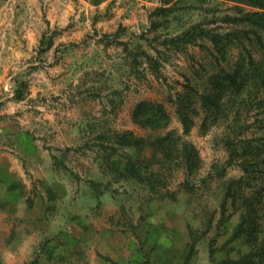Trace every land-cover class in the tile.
<instances>
[{
  "label": "rangeland",
  "instance_id": "374dc122",
  "mask_svg": "<svg viewBox=\"0 0 264 264\" xmlns=\"http://www.w3.org/2000/svg\"><path fill=\"white\" fill-rule=\"evenodd\" d=\"M240 8L252 10L227 0H0V197L16 207L0 230L31 243L25 264H233L247 255L242 264H264V164L247 180L239 150L264 138V86L226 94L216 118L201 106L211 78L251 68L248 50L263 67L264 54L250 32L246 51L235 41L224 55L203 38L166 44L192 28L246 34L233 21ZM184 96L196 109L187 135L176 113ZM156 110L162 127L140 122ZM169 135L197 152L191 173L178 148L170 157L159 148ZM246 200L256 212L244 218ZM31 222H46L48 236L36 242Z\"/></svg>",
  "mask_w": 264,
  "mask_h": 264
},
{
  "label": "trees",
  "instance_id": "16d2710c",
  "mask_svg": "<svg viewBox=\"0 0 264 264\" xmlns=\"http://www.w3.org/2000/svg\"><path fill=\"white\" fill-rule=\"evenodd\" d=\"M93 4H99L104 0H90ZM232 1L238 5H243L250 7L251 11H243L242 8L239 9L240 17H235L233 21L242 24L245 27H248L250 31L246 34L241 31L225 33L223 35L220 34H210L206 31H196L195 28L188 29L183 31L181 34L172 37L167 41L166 44L171 45L174 48H179L185 46L187 44L194 43L197 39L203 38L208 40L212 45L215 51L219 54L224 55L226 50L231 47V45L237 41L238 46L242 47L243 40L247 38H251L249 36V32L251 33L253 38V45L258 47L257 49L263 52L264 54V0H227ZM169 2V1H168ZM166 2L165 4H167ZM168 9L158 8L155 10L156 13H164ZM251 40V39H250ZM254 46V48H255ZM242 49L246 51V47L243 46ZM247 65L251 66L245 72L241 69V66H237L231 73H225V75L214 76L210 80V89L206 91V93L201 97V106L206 109V112H209L210 116L216 118L220 112V104L224 98V96L228 93L230 94H240L244 91L252 81L258 82L259 87L264 86V61L263 67L254 66V59L251 56L250 50L247 51ZM23 92L21 90L16 91V98L22 99ZM240 96V95H238ZM154 111V109L152 110ZM143 111L140 110V113ZM176 113L178 119L182 126L183 135H187L193 125H194V116L196 115V109L192 103L191 98L188 96L179 97L176 101ZM165 116L164 111H155L152 115H148L142 122L145 126H148L152 129L160 128L164 125L162 120ZM117 141L119 144L125 146H131L134 143L131 141V138L128 136H119L117 137ZM159 148L163 152L164 156L170 157L172 156L173 148H178L177 153L179 152V156L183 160L186 169L191 173L196 168L197 162V152L194 147L187 143L186 141H182L180 137L174 138L172 136H166L161 139L156 140ZM178 141H181L180 148L177 147ZM230 144V143H228ZM230 146V145H229ZM234 143H232L230 147L231 157L236 154L238 151L235 150ZM240 155L244 158V170L247 174V180H254L255 174L262 172L261 165L264 164V138L260 139H247L243 144L239 147ZM246 158V159H245ZM262 174V173H261ZM243 180L237 181L238 183ZM233 181L228 186L231 189L234 183ZM245 206L247 210V214L244 218L249 217L251 212H256V208L254 204L249 200L245 201ZM240 227V226H239ZM239 229V228H238ZM239 232V231H238ZM249 255L242 258L240 261H235L233 264H242L244 262L247 263V259Z\"/></svg>",
  "mask_w": 264,
  "mask_h": 264
},
{
  "label": "crops",
  "instance_id": "0c3cea01",
  "mask_svg": "<svg viewBox=\"0 0 264 264\" xmlns=\"http://www.w3.org/2000/svg\"><path fill=\"white\" fill-rule=\"evenodd\" d=\"M24 196V195H23ZM25 197V196H24ZM15 200H12L11 197H0V221L5 217L13 214L16 209L13 204ZM23 204L25 205L23 218L26 217V209H27V200H23ZM13 216H22L19 214H14ZM33 226L38 225V228L35 229L36 242H39L42 238L48 236L49 234V226L46 222H31ZM9 228V227H8ZM13 231L11 229H5L4 231L0 230V264H25L32 253V245L22 244L19 241H12ZM9 239V240H8ZM22 244V245H21Z\"/></svg>",
  "mask_w": 264,
  "mask_h": 264
}]
</instances>
